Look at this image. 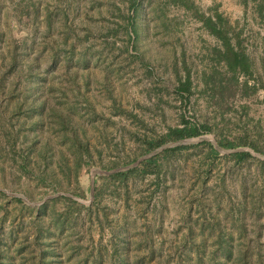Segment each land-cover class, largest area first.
Wrapping results in <instances>:
<instances>
[{
  "label": "rangeland",
  "instance_id": "1",
  "mask_svg": "<svg viewBox=\"0 0 264 264\" xmlns=\"http://www.w3.org/2000/svg\"><path fill=\"white\" fill-rule=\"evenodd\" d=\"M131 2L0 0V253L40 264L49 243L57 264H264V0H137L132 42ZM209 15L250 75L220 58ZM182 118L210 131L156 172L108 178Z\"/></svg>",
  "mask_w": 264,
  "mask_h": 264
},
{
  "label": "trees",
  "instance_id": "2",
  "mask_svg": "<svg viewBox=\"0 0 264 264\" xmlns=\"http://www.w3.org/2000/svg\"><path fill=\"white\" fill-rule=\"evenodd\" d=\"M136 2L137 0H132L130 4L131 12L129 15L130 20L128 23L129 24L128 27L130 28V33L132 35L131 42L136 36L135 31H133L135 30V28L133 29V26H132L133 17L135 15ZM202 20H203L204 26L208 30H210V32H212L213 34H215L217 37H219L222 40V43L224 44V49L219 51L220 58L225 61L227 68L231 70L233 76H235V73L237 71H240L246 75H250L251 67H252L251 60L249 56L245 54L241 49H239L237 45L236 46L231 45L229 38H228V32L225 29L226 23L222 19V17L220 15H216L214 19L213 15H209L207 17L203 16ZM178 87L180 89L179 92L183 95H186L187 92L190 90L189 77H184V79H182L179 82ZM209 131H210V127L207 124L190 120V118H182L181 125L170 127L164 134L158 137H155V138H151V137L142 138V141H141V145L143 146L142 154H147L168 142L180 141V140L189 139V138H196L204 133H208ZM200 143H203L209 146L208 156L211 159H214L215 157H217L219 152L211 143L206 142V141H201ZM243 144L245 146L250 147L253 151L257 152L256 147L253 143L246 140V142H243L241 145ZM192 145H195V144L182 143V144H177L171 147H167L163 149L161 152L153 154L152 156L142 160L138 166L131 167L129 169L122 170V171L113 172L108 176V178H113L115 180L123 181L127 178L129 174H131L132 172L136 170H139L141 173H146L149 171L156 172L158 169V163H157L158 157L160 155H163V154L173 155L179 151L187 149L189 146H192ZM218 145L219 147L227 149V150H232V149L239 147V145H234L230 141H222V142L219 141ZM80 149H81L82 156L83 155L87 156V154L90 153L88 147L82 144L81 142H80ZM230 155L234 158V161L237 163H241L242 161L252 157V154L246 150H234L230 153ZM79 158L81 157L79 156ZM135 160L137 159L131 160L130 163H133ZM64 198L70 202L71 208H74V206L78 204L76 200L70 197H64ZM37 236H41V234L37 233ZM4 253H5L4 251L0 253V264H10L9 262H7L6 260L7 256L4 255ZM56 256H57L56 250L54 251L51 248V245L49 243H46L45 246L41 249L38 259L40 260V264H57L58 261H56Z\"/></svg>",
  "mask_w": 264,
  "mask_h": 264
},
{
  "label": "water",
  "instance_id": "3",
  "mask_svg": "<svg viewBox=\"0 0 264 264\" xmlns=\"http://www.w3.org/2000/svg\"><path fill=\"white\" fill-rule=\"evenodd\" d=\"M198 138H199V139H203L202 137H198ZM189 139H190V138H189ZM185 141H186V140L184 139V140H180V141H174V142L166 143V144L160 146L159 148L153 150L152 152H149V153L145 154L144 156L140 157L139 159H137V160H136L134 163H132L131 165H128L127 167H122V168L114 169L113 171H114V172H117V171L125 170V169H127V168H129V167H133V166H135L137 163H139L140 161H142V160H144V159H146V158L152 156L153 154H155V153H157V152H159V151H161V150H163V149H165V148H167V147H171V146L177 145V144L182 143V142H185ZM92 184H93V180H92Z\"/></svg>",
  "mask_w": 264,
  "mask_h": 264
}]
</instances>
